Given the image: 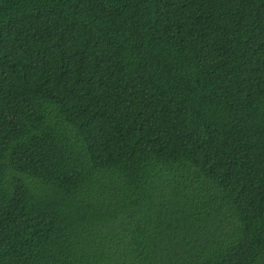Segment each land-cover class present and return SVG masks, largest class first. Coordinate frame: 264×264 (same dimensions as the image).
<instances>
[{
  "label": "trees",
  "instance_id": "obj_1",
  "mask_svg": "<svg viewBox=\"0 0 264 264\" xmlns=\"http://www.w3.org/2000/svg\"><path fill=\"white\" fill-rule=\"evenodd\" d=\"M0 264H264V0H0Z\"/></svg>",
  "mask_w": 264,
  "mask_h": 264
}]
</instances>
